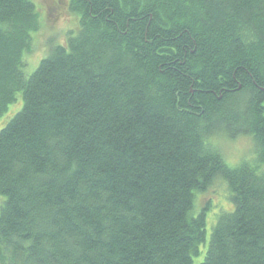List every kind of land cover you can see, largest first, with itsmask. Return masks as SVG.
I'll list each match as a JSON object with an SVG mask.
<instances>
[{
    "label": "trees",
    "instance_id": "obj_1",
    "mask_svg": "<svg viewBox=\"0 0 264 264\" xmlns=\"http://www.w3.org/2000/svg\"><path fill=\"white\" fill-rule=\"evenodd\" d=\"M63 1L25 77L43 20L0 0V264H264V0Z\"/></svg>",
    "mask_w": 264,
    "mask_h": 264
},
{
    "label": "rangeland",
    "instance_id": "obj_2",
    "mask_svg": "<svg viewBox=\"0 0 264 264\" xmlns=\"http://www.w3.org/2000/svg\"><path fill=\"white\" fill-rule=\"evenodd\" d=\"M39 14V21L42 22L40 29L33 35L31 41V51L25 57L29 64L24 69V76H29L37 67L39 62L48 56V49L51 45L57 46L65 38L75 33L78 25L79 16L69 13L63 0H33ZM45 21V22H44ZM9 115L0 119V128L8 121ZM247 143L239 141L230 145L227 155L223 152L225 162L231 166H237L243 161L244 150ZM219 188L216 193L211 194L210 208L207 213V229L210 231L215 223L216 217L221 210L226 209L230 203L228 201L227 189ZM209 198V197H208ZM204 255V249L201 250L199 258L195 259L194 264H198Z\"/></svg>",
    "mask_w": 264,
    "mask_h": 264
}]
</instances>
